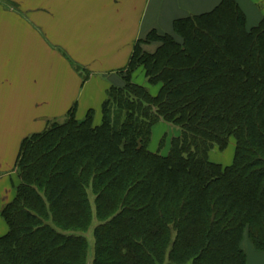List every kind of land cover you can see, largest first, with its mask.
<instances>
[{"label": "trees", "instance_id": "1", "mask_svg": "<svg viewBox=\"0 0 264 264\" xmlns=\"http://www.w3.org/2000/svg\"><path fill=\"white\" fill-rule=\"evenodd\" d=\"M121 74L99 124L73 109L22 141L0 264H89L91 229L92 264H247L245 238L264 252V17L222 0L139 39ZM160 122L180 130L167 154Z\"/></svg>", "mask_w": 264, "mask_h": 264}, {"label": "crops", "instance_id": "2", "mask_svg": "<svg viewBox=\"0 0 264 264\" xmlns=\"http://www.w3.org/2000/svg\"><path fill=\"white\" fill-rule=\"evenodd\" d=\"M221 1L0 0V209L13 196L7 178L26 137L73 109L78 119L99 116L139 39ZM237 1L249 26L262 20L264 0Z\"/></svg>", "mask_w": 264, "mask_h": 264}, {"label": "rangeland", "instance_id": "3", "mask_svg": "<svg viewBox=\"0 0 264 264\" xmlns=\"http://www.w3.org/2000/svg\"><path fill=\"white\" fill-rule=\"evenodd\" d=\"M156 49L155 47H151L148 50L149 51H154ZM134 82L146 85L150 88L152 94H157L159 89H160V84L157 85H151L147 82V79L145 77V71L141 67L139 68L135 75H134ZM99 116L95 117V124H99L101 122V110L98 111ZM180 133V130L178 127L173 126L171 124H168L166 122H160L154 130V135H153V140L151 143V149L153 151H158L160 150L161 154H167L170 149V143L169 141L173 138V136H176ZM165 137V138H164ZM166 139V146L161 148V141L162 139ZM233 149V147L230 148V151ZM223 155V154H222ZM220 162L224 163H229L231 162V155L230 152L226 153L225 156L220 158ZM14 173V172H13ZM15 178V175H13ZM7 181H10V177L7 178ZM8 227L5 221L2 219L0 216V235L4 234L7 232ZM86 236L89 240V246H90V254H89V264H92V259H93V246H94V235L92 229L86 233ZM243 247L245 251L247 252L248 256V263L247 264H264V252L256 251L251 242L245 238L243 242Z\"/></svg>", "mask_w": 264, "mask_h": 264}]
</instances>
